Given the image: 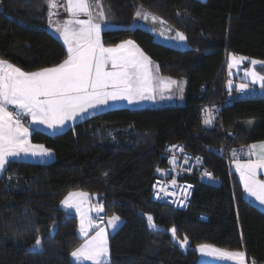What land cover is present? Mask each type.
I'll return each mask as SVG.
<instances>
[{"label":"trees","instance_id":"1","mask_svg":"<svg viewBox=\"0 0 264 264\" xmlns=\"http://www.w3.org/2000/svg\"><path fill=\"white\" fill-rule=\"evenodd\" d=\"M99 1L108 24L103 42L134 39L162 75L185 78L183 103L113 107L54 134L31 127V140L55 157L11 159L0 176V264H78L70 256L79 240L76 216L59 205L74 189L99 194L107 213L122 219L109 236L107 264H212L199 260L203 243L264 264V209L244 195L232 168L242 148L264 139V97L228 103L212 127L204 120L207 103L239 89L226 85L228 54L264 60V0ZM141 6L183 31L188 46L132 26ZM48 13L47 0H0V58L25 71L61 62L66 49L47 27ZM177 142L212 173L190 176L195 187L185 209L152 199V183L167 165L160 152ZM173 227L187 237L186 248L173 239ZM37 237L40 250L31 248Z\"/></svg>","mask_w":264,"mask_h":264},{"label":"snow or ice","instance_id":"2","mask_svg":"<svg viewBox=\"0 0 264 264\" xmlns=\"http://www.w3.org/2000/svg\"><path fill=\"white\" fill-rule=\"evenodd\" d=\"M47 4L51 18L56 14L53 10L58 7L57 0H47ZM96 7L101 9L98 16L103 19V5L97 3ZM66 11L71 14V18L56 26L67 44L68 52L67 58L60 64L35 72H25L0 58V173L6 170L11 158L21 154L40 157L52 154L43 145L31 143L29 127L20 119L23 115L30 116L34 124L56 129L67 121L84 115L89 109L107 105L110 101L126 100L133 103L156 99V84L160 79L159 65H155L132 40L115 47H105L101 40V24L94 22L89 0H66ZM80 14H86L88 19H78ZM136 15L145 20L151 17L152 20L165 23L147 11L138 10ZM74 24L79 27H73ZM176 38L180 41L187 39L183 32H177ZM230 59L231 68L248 58L232 54ZM251 64L253 68L246 75L251 78L252 83L258 82L259 87L264 90V75L255 71V66L264 65V61L251 60ZM154 71L157 75L153 74ZM180 83L167 78L165 86ZM231 85L232 82L229 81V86ZM239 87L244 91L249 88V84L242 83ZM10 105H14L17 111H9ZM210 122L209 119L205 120V123ZM241 151L245 149L242 148ZM246 151L249 159L245 162L236 160V168L244 190L264 205V180L258 179L260 170H264V141L248 145ZM233 155H236V150H233ZM252 156L256 158L251 159ZM204 175L211 176V173L205 172ZM87 195L83 192L70 193L62 202L80 213V232L84 237L88 236L95 224L87 215L89 210L82 209L81 201L74 198H86ZM102 208L100 205L97 211ZM147 219L150 227H157L151 215ZM119 220L118 215H113L108 219V224L115 228ZM171 232L176 238L174 227ZM179 243L186 246L187 237ZM41 245L42 240L37 237L33 247ZM198 250L202 255L226 258L232 264H248L245 251H228L208 244L198 245ZM108 255L107 232L103 228L71 252V256L78 261H92L93 264H107ZM251 264H255V261L252 260Z\"/></svg>","mask_w":264,"mask_h":264},{"label":"rangeland","instance_id":"3","mask_svg":"<svg viewBox=\"0 0 264 264\" xmlns=\"http://www.w3.org/2000/svg\"><path fill=\"white\" fill-rule=\"evenodd\" d=\"M97 3L101 4V2L99 0H89L90 10L93 13V20H94V22L100 23L101 24V29L103 30V28L106 27L108 24L105 21V15H104L103 19H100V17L98 16V13H99V11H101V9L96 7ZM57 5H58V7L53 10L54 12H56V14L53 15L51 18H49L47 27L62 41V43H63V45H64V47L66 49V56L62 59V61H63V60H65L67 58V55H68L67 44L64 42V39H63V36L61 35V33L56 30V26L58 24H63L64 21H66L69 18H71V14L68 11H66V0H57ZM102 10H103V8H102ZM139 10L142 11V12L143 11H147L149 13L155 14L152 11H150L148 9H145V8H140ZM156 16L159 17L158 15H156ZM159 18H161V17H159ZM50 19H51V23H50ZM78 19L86 20V19H88V17H87L86 14H80ZM162 20L165 23H161L160 20H152L151 17L149 19L145 20V19L142 18V16L138 17L136 15L135 22L132 24V26L140 25V26H143L145 28H148V29L152 30L154 32V36H155V39L157 41L166 43V44L171 45V46L179 47V48L187 47L188 46L187 39L184 40V41H180V40H178L176 38L177 32H183V31L172 27L164 19H162ZM73 27H77L78 28L79 26L74 24ZM102 30H101V40H102ZM161 33H163V34L161 35ZM127 40L134 41V39H132V38H127V39L121 40V41H119V42H117L115 44L108 45V44H105L103 42V40H102V43H103V45L105 47H115L116 45H119V44H121V43H123L124 41H127ZM134 42L136 43V41H134ZM136 45H138V44L136 43ZM139 48L142 49L140 46H139ZM143 52L145 53L144 50H143ZM232 54H234V53H229L228 56H227V63H226L227 75H228V79H227V82H226L227 87L229 89H231L234 86H236V87H238L240 89L239 86L242 83L249 84V86H252V85L259 86L258 82L257 83H252L251 82V78L248 75H246V73L253 68V65L251 64V60H257V61H264V60L258 59V58H253V57H248V56H244V55H237L238 57L242 56V57H247L248 59L244 60L243 62L239 63L238 65H233L230 68L229 64L231 63L230 57H231ZM151 60L154 62L155 65H158L155 60H153V59H151ZM61 62H59L58 64H60ZM58 64H56V65H58ZM56 65H53V66H56ZM53 66H50V67H53ZM45 68H47V67H45ZM41 69H43V68H41ZM41 69H37V70H33V71H25L23 69H21V70H23L25 72H35V71H39ZM255 71L257 73L261 74V75H264V65H256L255 66ZM153 74L157 75V73H155V71H154ZM158 76L161 79V77H164L165 75H162L160 73V71H159L158 72ZM164 78H168V76H165ZM160 79H159V81L156 84V87H157L156 99H144V100H139V101H136V102H133V103H129L126 100H118V101H114V102L110 101L107 105L100 106V107H98L96 109H89L88 112L85 113L84 115L77 117L75 120L67 121L62 127H57L56 129L49 128V127H47L46 125H43V124H34L31 121V117L27 116V115L21 116L20 119H21L22 123H24V125L26 127H29L30 133H31V127H33V128L41 129L43 131H46V132L54 134V133H59V132L65 130L67 127L73 125L78 120H81V119H83V118H85L87 116H90L92 114H95V113H98V112H101V111H106V110H108L110 108H113V107L126 106V107H129V108H135V107H144V106H152V105H161V104L170 103V102L176 103L177 101L180 102L181 99H182V94L184 92V88H185L184 86L186 85L185 78H182V79H179V80L177 79L181 83L179 85H177L176 88H173L172 91L168 90L166 87L164 88V86L162 87V83L160 82ZM229 81L232 82L231 87L229 86ZM183 84H184V86H183ZM181 88H182V91L180 90ZM9 110L13 111V112L17 111V109L15 108L14 105H10L9 106ZM29 139H30V141H31V143L33 145H43L45 148L49 149L44 144H42V143H34L31 140L30 137H29ZM50 150H51L52 154H51V156H48V157H40V156H32V155L21 154L20 156L14 157V158H11V159H24V160H29V161L46 162V161L52 160L55 157V154H54L53 150L52 149H50ZM248 159H249L248 155H246V156H235L232 159V168H233L236 176L238 177V180L240 181V183L242 185V189H243V181L241 180L239 171H237L236 160H239L240 162H245ZM158 172L161 173V170H158ZM2 173H0V176L2 175ZM212 181L215 182L216 180H212ZM80 192L87 193L88 194L87 197L86 198H84V197H76L74 199H77V200L81 201V208L82 209L89 210L87 212V215L92 218V220L94 221V224H95V226L89 230V233H88L87 237H84L81 234V232H80V213L74 207L73 208H68L62 203L64 201V199L70 193H80ZM244 194H246L247 196L251 197V200L254 203L258 204V202H257L258 200H256L255 197L249 195L247 192H245ZM59 205H60V207H62L66 211H68L69 213L74 214L76 216V220H77V235L79 236V240L77 241V244L73 247L71 252L75 248H77L81 244H83L85 242V239H91V237L95 236L96 232H98L101 228H103L107 232V241H108V249H109L108 259H109L110 258L109 236H110V234H112L116 230V228L122 222L121 217L118 214H116V213H107L103 201L100 200V195L99 194L92 193L90 191L83 190V189H74V190L69 191L66 195H64L59 200ZM100 205H102L103 208H102V210L97 211V209L99 208ZM258 206H259V204H258ZM113 215H118L120 217V220L117 222V226L115 228H113L110 224H108V219L110 217H112ZM148 223H149V221H148ZM172 237H173V234H172ZM175 237L176 238L173 237V239L177 243H179L180 240L184 239V238L179 237L176 234H175ZM203 244L213 245V244H209V243H203ZM179 245L181 246L180 243H179ZM188 245H189V241H188V244L186 246H181V247L182 248H186ZM199 245H201V244H199ZM33 246H31V248L35 249V250H40L42 248V245L40 247H36V248H34ZM214 246H216V245H214ZM216 247L220 248V249L228 250V251H237V250L228 249V248L219 247V246H216ZM197 249H198V246H197ZM239 251H241V250H239ZM198 252H199V260L202 261V262H208V263H212V264H232V262L229 261L226 258H214L212 256L202 255L199 250H198ZM70 256H71V253H70ZM71 259H72L73 262L78 263V264H93L92 261H78L76 258H74L72 256H71ZM247 260H248V257H247ZM248 264H251V262H249V260H248Z\"/></svg>","mask_w":264,"mask_h":264},{"label":"built area","instance_id":"4","mask_svg":"<svg viewBox=\"0 0 264 264\" xmlns=\"http://www.w3.org/2000/svg\"><path fill=\"white\" fill-rule=\"evenodd\" d=\"M249 97H264V90L259 86H249L244 91L230 90L220 103H207L204 120L209 119L211 122L205 124L212 127L225 105L236 99ZM238 153L245 155L241 150ZM160 155L166 159L167 165L160 169L161 173L158 172L152 183V199L165 201L176 208L185 209L195 187V181L190 176L197 173L203 178H208L210 176H206L204 173H211V171L204 165V161L200 157L187 151L179 142L167 144L161 150Z\"/></svg>","mask_w":264,"mask_h":264},{"label":"crops","instance_id":"5","mask_svg":"<svg viewBox=\"0 0 264 264\" xmlns=\"http://www.w3.org/2000/svg\"><path fill=\"white\" fill-rule=\"evenodd\" d=\"M17 67V66H16ZM165 77V76H164ZM164 77H161V79H160V82L162 83V87L164 86V88L166 87L165 85H166V82H167V78H164ZM168 78H171V79H173V80H177V79H175V78H172V77H168ZM178 81V80H177ZM176 86L177 85H169V86H167L166 88L168 89V90H170V91H172L173 90V88H176ZM183 86H184V84H183ZM185 87V86H184ZM234 87H236V86H234ZM184 91H185V88H184ZM183 100H184V92H183V94H182V99H181V101L179 102V101H177L176 103H178V104H180V103H183ZM171 103H173V102H170V103H164V104H171ZM161 105H163V104H161ZM10 111V110H9ZM261 141H264V139L263 140H258V141H255V142H252V143H250V144H253V143H258V142H261ZM249 144V145H250ZM248 146V145H247ZM247 148V147H246ZM246 148H245V151H243L244 153H245V155L243 154L242 156H246V155H248L247 154V151H246ZM256 157L255 156H252L251 157V159H255ZM258 179H261V180H264V170H260V172H259V174H258ZM243 192L245 193L246 191L244 190V186H243ZM247 198H249L250 200H251V197H249V196H247L246 194H244ZM252 201V200H251ZM253 202V201H252ZM258 202V204H259V206L261 207V208H263L264 209V205H262L259 201H257ZM256 204V203H255ZM257 204V205H258Z\"/></svg>","mask_w":264,"mask_h":264}]
</instances>
